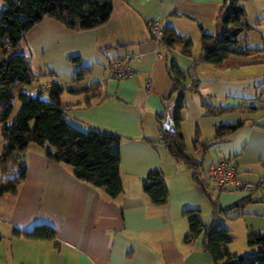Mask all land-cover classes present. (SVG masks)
<instances>
[{
	"label": "crops",
	"instance_id": "1",
	"mask_svg": "<svg viewBox=\"0 0 264 264\" xmlns=\"http://www.w3.org/2000/svg\"><path fill=\"white\" fill-rule=\"evenodd\" d=\"M224 1L112 0L110 17L94 29L72 31L45 16L25 33L20 51L30 54V70L41 75L33 78L38 85L35 92L52 81L66 83L64 115L70 124L121 137L122 192L109 197L76 179L70 166L49 162L45 147L31 143L22 157L26 175L16 194L0 196L9 204L1 216L0 264H214L204 248V233L184 240L189 227L182 211L196 208L201 213L206 194L193 181L192 171L172 159L158 141V119L165 110L162 101L174 88L168 74L170 61L199 80V93L184 95L181 132L186 152L200 164V178L218 192L221 208L254 198L244 207H231L221 222L233 237L227 245L231 254L252 250L246 242L248 234L264 235V186L252 193L242 183L254 186L264 181V0H238L251 24L239 35L238 49L249 51L230 54L217 67L198 60L200 38L202 33L215 32L216 21L226 10ZM153 22L191 39L192 55H184L179 47L157 45L150 32ZM73 56L79 62L68 60ZM117 59L128 61L131 75L108 76V67ZM81 67L90 68L82 85L99 84L100 100L92 98L85 104L84 93L69 90ZM189 82V78L184 81ZM200 96L213 108L233 110L204 116ZM237 121L243 124L236 131L219 141L212 139L218 125ZM196 132L200 143L209 141L205 150L201 144L193 146ZM215 142L220 145H212ZM222 159L234 162L238 183L220 190L207 169ZM151 170L163 174L168 192L163 205L152 203L142 191L141 181ZM210 207L207 221L200 216L207 224L212 219ZM38 224L54 228L56 239L12 235L13 229L28 232Z\"/></svg>",
	"mask_w": 264,
	"mask_h": 264
},
{
	"label": "trees",
	"instance_id": "2",
	"mask_svg": "<svg viewBox=\"0 0 264 264\" xmlns=\"http://www.w3.org/2000/svg\"><path fill=\"white\" fill-rule=\"evenodd\" d=\"M224 2L226 10L218 17L215 32L202 33L200 38L198 60L217 67L222 66L230 54H247L249 51L238 49L239 35L251 28V24L244 19V9L238 4V0ZM3 4L0 9V123L3 124L5 144L0 151V196L6 193L16 194L26 175L22 157L28 146L34 143L45 147V157L49 162L70 166L76 179L102 189L111 198L117 197L122 192L119 152L121 137L116 133L97 129L84 131L70 124L64 115L66 104L61 101L65 89L58 81H52L46 87L40 86L34 95L26 92L23 88L32 83L34 75L29 67L30 54L20 52L25 33L45 16L54 18L72 31L94 29L110 17L112 0H3ZM163 44L167 47H179L186 56L192 55L191 39L178 35L172 27L164 30ZM68 60L77 63L79 57H69ZM89 72V67H81L76 71L69 87L71 92L86 95L85 104L92 98H103L99 84L82 85ZM168 74L174 83L173 93L176 92L179 99L174 117L175 131L165 133L160 128L161 142L172 159L183 163L192 171L193 181L206 194L212 206V219L208 224L200 217L199 209L182 211L189 227L184 240L191 241L204 233V248L212 255L214 264H264V235L259 233L248 234L246 242L252 249L248 254L236 255L228 251L227 245L232 242L233 237L221 225L225 213L231 207H244L254 198L248 196L231 207L221 208L217 199L206 193V185L200 178V164L186 152L181 132L184 95L187 92L198 94L199 80L190 71L182 72L173 61L168 66ZM187 78L190 79L189 84L184 83ZM44 93L46 98L42 97ZM15 96L21 102L20 109L8 123ZM200 104L204 116H217L233 110L213 108L201 96ZM242 124L243 121H237L218 125L212 139L219 141ZM192 144L194 147L201 144L205 150L209 141L200 143L199 132H196ZM141 186L152 203L165 204L168 192L160 170L147 172ZM262 186L264 181L257 182L251 192ZM12 235L29 240H55L57 232L47 224H38L28 232L13 229Z\"/></svg>",
	"mask_w": 264,
	"mask_h": 264
},
{
	"label": "built area",
	"instance_id": "3",
	"mask_svg": "<svg viewBox=\"0 0 264 264\" xmlns=\"http://www.w3.org/2000/svg\"><path fill=\"white\" fill-rule=\"evenodd\" d=\"M150 32L153 36L154 41L157 45L163 44V28L160 23L153 22L150 25ZM129 55L132 56L133 53L129 52ZM108 76L115 77L118 79L126 78L131 75L132 70L129 66L127 60L117 59L114 60L108 67ZM45 86H49V83H46ZM158 141H162V135L158 137ZM208 176L216 184L218 188H223L231 182L238 183L236 179V166L231 159H222L218 162L210 163L208 165ZM242 186L245 189H253V185L249 183H242Z\"/></svg>",
	"mask_w": 264,
	"mask_h": 264
},
{
	"label": "rangeland",
	"instance_id": "4",
	"mask_svg": "<svg viewBox=\"0 0 264 264\" xmlns=\"http://www.w3.org/2000/svg\"><path fill=\"white\" fill-rule=\"evenodd\" d=\"M3 0H0V9L3 7ZM24 49H22L20 52H25V50L23 51ZM33 75L36 77V78H41V75L40 72H37L36 69H31ZM39 75V76H37ZM60 85L62 87H64V89L66 90V83L64 82H60ZM37 84H30V85H25L24 86V90L26 92H29L30 95H34L35 94V89L37 88ZM43 98H46V95L45 93L42 95ZM61 100L63 103L66 102V91L62 94L61 96ZM12 104H13V108H12V112L10 114V117L9 119L7 120V122H11L13 120V118L16 116V114L18 113L19 109H20V105H21V102L19 100V98L17 96H15L13 99H12ZM5 144V141L3 139V124L0 123V151L2 150V145L4 146ZM212 145H220V142H215L214 144ZM211 145V146H212ZM47 147V146H46ZM214 148L217 149V146H212ZM221 146H218V148H220ZM209 154H206V157L208 158ZM205 167H206V162L204 163L203 165V168L205 170ZM1 176H2V173L0 172V179H1ZM201 180L203 181L202 177H201ZM212 186L209 185L208 187H206V192L211 194V198H216V195L218 194L217 191H213ZM5 195H7L6 197H10L8 193H6ZM205 198H202V201H203V207L204 209H202L201 213H200V216L203 218V220L207 221V218L210 216V212H211V207H210V201H209V198L205 195L204 196ZM9 204H8V201L7 200H4L3 198L0 197V234H3V228H4V225H3V221H2V218L1 217L3 215V212L5 210H7Z\"/></svg>",
	"mask_w": 264,
	"mask_h": 264
},
{
	"label": "water",
	"instance_id": "5",
	"mask_svg": "<svg viewBox=\"0 0 264 264\" xmlns=\"http://www.w3.org/2000/svg\"><path fill=\"white\" fill-rule=\"evenodd\" d=\"M178 99V94L174 92L167 100L162 101L165 110L159 124L165 133H172L175 131L174 117L178 106Z\"/></svg>",
	"mask_w": 264,
	"mask_h": 264
}]
</instances>
